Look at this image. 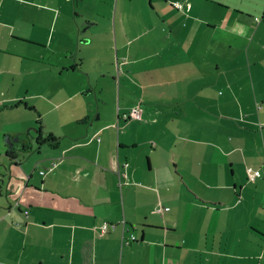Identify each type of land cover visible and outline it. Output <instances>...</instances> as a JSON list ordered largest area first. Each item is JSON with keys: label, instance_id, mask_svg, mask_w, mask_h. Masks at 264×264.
<instances>
[{"label": "crops", "instance_id": "1", "mask_svg": "<svg viewBox=\"0 0 264 264\" xmlns=\"http://www.w3.org/2000/svg\"><path fill=\"white\" fill-rule=\"evenodd\" d=\"M90 1L0 0V264H264V0Z\"/></svg>", "mask_w": 264, "mask_h": 264}, {"label": "built area", "instance_id": "2", "mask_svg": "<svg viewBox=\"0 0 264 264\" xmlns=\"http://www.w3.org/2000/svg\"><path fill=\"white\" fill-rule=\"evenodd\" d=\"M173 5L176 6V7H178V8H182L183 7L182 4L179 3V2H173ZM256 19H258V18H256ZM121 117L123 119H125V120H129V119H132V118H134V119H141L142 118L141 109L138 108V107H134L130 111H128L126 113H123L121 115ZM41 173L44 174L43 171H41ZM246 174H247L248 180H250V181H254L257 178H260V177H263L264 176V172H262L259 169L252 168V167H247L246 168ZM108 227H109V224L107 222L103 223V225L101 227V231L102 232L107 231ZM124 239H123L124 242H127L128 243V241H130V240L127 241V239H125V240ZM130 239L131 240H134L135 239V236L134 235H131L130 236Z\"/></svg>", "mask_w": 264, "mask_h": 264}, {"label": "rangeland", "instance_id": "3", "mask_svg": "<svg viewBox=\"0 0 264 264\" xmlns=\"http://www.w3.org/2000/svg\"><path fill=\"white\" fill-rule=\"evenodd\" d=\"M89 2H91L90 0H89ZM98 6H101V5H99V4H97ZM88 7H90L91 5H87ZM84 28V27H83ZM92 30H89L88 32H86V34H83V33H81V35H80V43H83L84 42V38H85V35H86V37L87 36H91V34H90V32H91ZM88 40V39H87ZM109 74V73H108ZM98 75H99V73H94V80L95 81H97V79H98V81L100 82V83H102L103 82V80L99 77L98 78ZM115 75H116V73H115ZM117 76V75H116ZM111 89V85H110V83H107L106 84V86H105V90L107 91V93H105V94H103L102 95V98H103V101H102V105L103 104H105V102H110V100H111V97H112V93L109 91ZM88 93V94H87ZM86 93V95H84L86 98H88L89 100H88V102L89 103H92L93 105H94V108L96 107V100H95V98H94V95L92 94V92H90V91H88ZM72 101H74V103H78V101H84V99L83 98H81V97H74V99L72 100ZM49 116H46L45 117V123H46V125L48 124V121H47V118H48ZM33 131H35V129H33ZM44 138H50V135H45V137ZM44 138H43V140H44ZM38 145V142H36V145L35 146H37ZM34 155H37L38 154V152H34L33 153Z\"/></svg>", "mask_w": 264, "mask_h": 264}, {"label": "water", "instance_id": "4", "mask_svg": "<svg viewBox=\"0 0 264 264\" xmlns=\"http://www.w3.org/2000/svg\"><path fill=\"white\" fill-rule=\"evenodd\" d=\"M19 141L22 142L21 139H20L19 137H16L15 140H12V143H11V145H10L11 148H12V149L10 150V153H11V154H18L16 148H13V147H14V143H17V142H19ZM23 146H24V147H27V145H26L24 142H22V145H21L20 147H23ZM19 149H20V148H19ZM8 177H9V175H8ZM9 179H10V177H9Z\"/></svg>", "mask_w": 264, "mask_h": 264}, {"label": "trees", "instance_id": "5", "mask_svg": "<svg viewBox=\"0 0 264 264\" xmlns=\"http://www.w3.org/2000/svg\"><path fill=\"white\" fill-rule=\"evenodd\" d=\"M47 140H49V139H47ZM29 148H30L29 145H27V147H25V148L23 147V149H26V150H29ZM11 149H12V148L9 149V155H10V157H13V155H17V154H11V153H10V150H11Z\"/></svg>", "mask_w": 264, "mask_h": 264}]
</instances>
